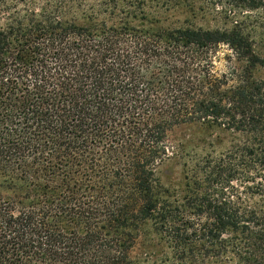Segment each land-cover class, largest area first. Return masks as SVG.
<instances>
[{"label": "trees", "instance_id": "16d2710c", "mask_svg": "<svg viewBox=\"0 0 264 264\" xmlns=\"http://www.w3.org/2000/svg\"><path fill=\"white\" fill-rule=\"evenodd\" d=\"M0 264H264V0H0Z\"/></svg>", "mask_w": 264, "mask_h": 264}, {"label": "rangeland", "instance_id": "374dc122", "mask_svg": "<svg viewBox=\"0 0 264 264\" xmlns=\"http://www.w3.org/2000/svg\"><path fill=\"white\" fill-rule=\"evenodd\" d=\"M179 17L176 15L171 17L170 24L175 23ZM197 24H201L200 21ZM227 54L225 49L220 50L219 62L216 63V68L219 71L225 70V62L222 60ZM177 139L182 143L179 149V158L169 160L159 168L161 182L166 187L181 188L183 186L182 164L186 160H199L206 154L218 153L224 150L231 141V137L222 133L210 132L197 127H189L178 132Z\"/></svg>", "mask_w": 264, "mask_h": 264}]
</instances>
